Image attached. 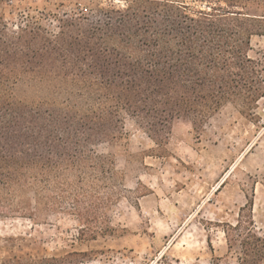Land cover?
I'll list each match as a JSON object with an SVG mask.
<instances>
[{"label": "trees", "instance_id": "1", "mask_svg": "<svg viewBox=\"0 0 264 264\" xmlns=\"http://www.w3.org/2000/svg\"><path fill=\"white\" fill-rule=\"evenodd\" d=\"M45 17L17 31L0 22V219L71 215L72 248L114 232L107 210L122 179L99 147L126 148L127 121L163 147L176 120L201 130L224 104L251 116L264 97V60L250 56L264 37V0L110 1L94 19L56 17L57 34ZM21 81L44 85L49 100L20 101ZM252 212L248 200L224 230L236 263L214 255L211 264H264ZM2 251L0 264H83L87 255L47 256L28 236L4 238Z\"/></svg>", "mask_w": 264, "mask_h": 264}, {"label": "rangeland", "instance_id": "2", "mask_svg": "<svg viewBox=\"0 0 264 264\" xmlns=\"http://www.w3.org/2000/svg\"><path fill=\"white\" fill-rule=\"evenodd\" d=\"M126 0H0V22L11 31L28 16L46 15L43 24L57 34L56 17H98L107 2ZM252 58L264 60V37L252 39ZM17 98L28 104L49 100L44 85L21 81ZM50 98H52L50 96ZM126 148L99 147L113 155L122 184L107 210L112 235L76 243L79 225L68 214H50L39 223L27 218L0 219V261L4 238L37 239L47 256L87 253L83 264H211L213 256L236 263L239 248L228 249L227 224H236L248 200L255 230L264 237V97L251 116L224 104L201 130L176 120L159 147L131 120ZM212 247V248H211ZM213 249V250H212Z\"/></svg>", "mask_w": 264, "mask_h": 264}]
</instances>
